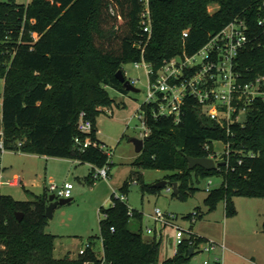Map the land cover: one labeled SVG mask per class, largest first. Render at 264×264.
Listing matches in <instances>:
<instances>
[{"label": "trees", "instance_id": "16d2710c", "mask_svg": "<svg viewBox=\"0 0 264 264\" xmlns=\"http://www.w3.org/2000/svg\"><path fill=\"white\" fill-rule=\"evenodd\" d=\"M210 5L216 6L214 12L208 11ZM150 9L148 35L139 23L138 0H31L27 5L0 0L1 115L7 150L93 168L109 165L96 137V118L113 104L108 87L128 93L116 77L119 70L124 74L122 66L143 57L156 74L167 60L196 54L238 18L247 24L250 42L236 59L237 71L244 82L264 75V29L259 26L264 23V0H150ZM157 107L140 106L149 131L135 164L168 172L171 185L177 183L173 197L184 201L194 192L193 176H219L221 185L205 199L210 212L224 201L226 216H231L233 197L264 198V101L251 106L243 125H231L230 134L200 115L192 98H186L179 122L169 115L154 117ZM81 112L92 122L89 137L97 144L84 150L75 145L76 138L86 137L77 128ZM213 142L229 144L228 166L190 169L187 158L209 157ZM129 186L121 188V196ZM142 189L157 194L163 188ZM48 198L34 195L32 201H17L0 195V264H190L201 242L194 235L162 261L160 240L143 239L142 215L132 210L130 218L126 200L113 195L112 205L101 209L106 216L99 222L102 257L89 242L76 259L55 258L56 236L45 230ZM16 213L22 214L21 221ZM132 219L139 221L137 232L129 228Z\"/></svg>", "mask_w": 264, "mask_h": 264}, {"label": "rangeland", "instance_id": "374dc122", "mask_svg": "<svg viewBox=\"0 0 264 264\" xmlns=\"http://www.w3.org/2000/svg\"><path fill=\"white\" fill-rule=\"evenodd\" d=\"M30 1L17 0V3L27 5ZM215 8V5H210L208 11L214 12ZM201 60L202 56L197 54L194 63L198 64ZM122 69L127 80L135 81L139 92L122 94L108 87L113 104L96 118V136L104 143L105 151H110L111 155L108 180H98L93 184L90 176L84 173L88 169L85 164L74 165L67 159L65 161L58 158H48L45 161L33 154L7 151L1 156L0 180L18 178L23 187L3 185L0 195H9L17 201H32L34 195H52L48 191L50 183L58 187L65 183L73 185L72 201L56 207L45 228L56 236L53 252L55 258L63 257L66 250H71L69 255L75 257L89 242L95 253L103 252L99 239V222L106 216L101 209L109 208L113 195L120 197L121 188L130 183L125 195L126 203L131 210L142 215V235L145 241L152 240L155 236L147 235L146 229H156V234L161 233L157 240H160L162 261L176 254L175 237L179 229L184 237L192 233L201 239L190 264L212 261V255L201 252L209 241L224 244L226 250L221 257L223 264H264V198L233 197L235 213L231 216H226L224 201L219 202L210 212L205 204V199L209 196L207 184L211 181L210 189H216L221 185V177L193 176L194 192L183 201L173 197L172 192L167 190L172 187L167 180L168 172L146 169L135 164L139 154L135 152L131 140H143L145 130L139 109L147 101L149 78L146 71L135 68L134 63L125 64ZM3 83H0V92ZM109 111L113 112L112 115ZM213 149L221 153L223 144L213 142ZM162 181H166L167 185L157 194L142 189L143 186H153ZM156 208L165 215L177 216L175 225L161 229L152 219ZM192 218L195 219L194 222ZM138 224L137 219H132L130 230L137 232ZM215 254H220V251H215L213 255Z\"/></svg>", "mask_w": 264, "mask_h": 264}, {"label": "built area", "instance_id": "2783aa9c", "mask_svg": "<svg viewBox=\"0 0 264 264\" xmlns=\"http://www.w3.org/2000/svg\"><path fill=\"white\" fill-rule=\"evenodd\" d=\"M141 5L139 12V23L144 33L151 34V9L150 0H138ZM259 26L264 29V23L259 22ZM248 26L243 19H235L229 23L218 34L214 35L196 54L187 56L186 54L172 58L164 62L162 68L155 74L151 66L144 61L143 57L140 62H135V68H143L148 75V94L147 101L143 104H157V109L153 112L154 117L172 116L175 122H179L183 115V106L186 98H192L196 101L199 114L214 121L220 128L226 130L230 134V126L233 124L243 125L251 106L256 101H264V75L255 76L249 81H242L241 75L236 68V59L239 53L243 52L250 40L248 35ZM36 37V36H35ZM33 37V38H35ZM187 37V32H184ZM197 54L202 56L200 63L195 64L194 58ZM131 81V80H130ZM4 80H0L2 84ZM135 85V81H131ZM2 92H0V172H1V156L8 150L6 148V138L2 126ZM110 115L113 112L109 111ZM141 121L145 130L143 140L147 136L148 131L145 125L144 113L140 111ZM244 116V119H243ZM92 122L85 119V114L81 112L77 125L78 131L86 137L81 140L79 137L75 139V145L84 150L90 146H97L92 141L89 134L92 131ZM223 144V152H214L207 158H212L216 163L228 166L230 161L229 144ZM21 142L17 143L20 147ZM208 150V146H205ZM108 163L110 165V151L107 152ZM225 156V157H224ZM246 157H255L257 154L247 153ZM242 160L238 161L240 165ZM109 165L102 168H93L90 175L93 184L98 180H108ZM219 169V168H217ZM1 179V178H0ZM3 185L11 187L22 186V182L18 178L10 181L0 180V188ZM212 182L207 184L209 192ZM73 185L65 183L61 187L50 183L48 191L57 197L56 199H71ZM172 192V187L167 189ZM125 201L124 196L116 197ZM128 215L132 216V210L129 209ZM196 214H194L195 217ZM161 229L167 226H174V220L177 216L172 214H164L160 209L156 208L152 217ZM194 218L192 221L194 222ZM113 230V229H112ZM147 235H155L154 239H158L161 233L156 234V229H146ZM195 237L194 234L188 233L187 237L181 230L176 232L177 246L184 240ZM89 244L79 250L78 255H82ZM177 250V249H176ZM219 250L220 254L213 255ZM226 250L224 244H216L207 242L201 252L208 256H213L211 260H205L202 264H223L222 255ZM176 252V251H175ZM89 264V263H86Z\"/></svg>", "mask_w": 264, "mask_h": 264}, {"label": "water", "instance_id": "95a60500", "mask_svg": "<svg viewBox=\"0 0 264 264\" xmlns=\"http://www.w3.org/2000/svg\"><path fill=\"white\" fill-rule=\"evenodd\" d=\"M116 77L118 78V80L122 83L123 87L125 90H127L128 92L131 93H138L139 90L135 87V85H133V83L130 80H127L123 74V72L121 70H119L116 73ZM132 144L134 145V150L137 154H141L143 151V147H144V142L141 139H132L131 140ZM188 164H189V168L190 169H194L197 166L198 167H202L203 169H205L206 171H213L217 168H219L222 163H216L212 158H192V157H188L187 158ZM167 185L166 181H162V182H158L157 184L153 185V187L155 188H163ZM172 192L174 194H177V183H173L172 184ZM48 206L46 207V211H45V216L46 218L49 220L52 218V214L55 210L56 207H58L59 205H65L68 204L72 201V199H59L57 200L54 194L48 196ZM16 218L18 221H21L22 219V214L21 213H16ZM189 253L190 255H192L193 253V248H189Z\"/></svg>", "mask_w": 264, "mask_h": 264}, {"label": "crops", "instance_id": "0c3cea01", "mask_svg": "<svg viewBox=\"0 0 264 264\" xmlns=\"http://www.w3.org/2000/svg\"><path fill=\"white\" fill-rule=\"evenodd\" d=\"M97 137V136H96ZM97 139H98V137H97ZM98 141L99 142H101L103 145H104V143L101 141V140H99L98 139ZM35 157H38L39 159H45V161H46V159H48V158H50V157H45V156H38V155H34ZM68 160V159H67ZM66 159H65V161H67ZM69 161H71L74 165H76V164H79L77 161H72V160H69ZM85 166L88 168L87 170H86V172H84L85 174L87 173V176H90V174H91V170H93V167L91 166V165H89V164H85ZM77 170H78V168H77ZM22 182V181H21ZM22 187H23V183H22ZM107 199V198H106ZM105 199V200H106ZM113 200V199H112ZM112 200H111V203H110V206L112 205ZM28 201H30V200H28ZM109 206V207H110ZM47 232V231H46ZM49 233V232H48ZM147 233V232H146ZM151 235V234H150ZM154 239V238H153ZM152 239V240H153ZM152 240H147V242H151ZM101 241V240H100ZM92 244V243H91ZM101 245H102V242H101ZM91 249H92V247H91ZM93 250V249H92ZM71 250H66V254H64L63 255V257L64 256H66V255H68L71 259H76L77 257H78V255L77 256H75V257H73V256H71V255H69L71 252H70ZM95 251V250H94ZM103 251V250H102ZM104 252V251H103ZM103 252H101L100 254H97V256L98 257H102V255H103ZM62 258V257H61Z\"/></svg>", "mask_w": 264, "mask_h": 264}]
</instances>
